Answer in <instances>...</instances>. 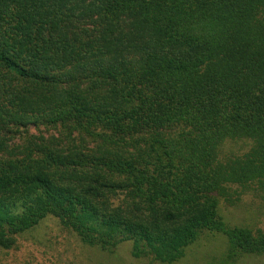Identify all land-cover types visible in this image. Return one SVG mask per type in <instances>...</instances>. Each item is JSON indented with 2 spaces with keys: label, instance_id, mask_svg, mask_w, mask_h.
Masks as SVG:
<instances>
[{
  "label": "trees",
  "instance_id": "obj_1",
  "mask_svg": "<svg viewBox=\"0 0 264 264\" xmlns=\"http://www.w3.org/2000/svg\"><path fill=\"white\" fill-rule=\"evenodd\" d=\"M38 122L98 147L0 157V249L54 217L160 264L209 234L264 257L263 231L218 212L264 194V0H0V149ZM227 140L252 147L222 158ZM115 190L140 214L103 209Z\"/></svg>",
  "mask_w": 264,
  "mask_h": 264
},
{
  "label": "rangeland",
  "instance_id": "obj_2",
  "mask_svg": "<svg viewBox=\"0 0 264 264\" xmlns=\"http://www.w3.org/2000/svg\"><path fill=\"white\" fill-rule=\"evenodd\" d=\"M46 147L74 155L77 151L86 154L95 150L98 144L76 130L38 122L28 132L23 129L8 136L5 148L0 149V157L20 159L34 149V156L38 158L43 156ZM251 147L250 141L227 140L220 148V155L222 158L244 155ZM101 201L106 211H119L130 217L140 214L139 201L127 190L106 192ZM218 212L229 226L264 232V194L247 191L234 205L221 201ZM131 249L130 242L121 244L114 252L87 246L73 232L63 228L58 219L48 217L20 236L15 248L0 249V264H160L133 258ZM226 252L227 241L223 235H204L188 248L183 259L173 264H264V257L243 256L229 260Z\"/></svg>",
  "mask_w": 264,
  "mask_h": 264
}]
</instances>
